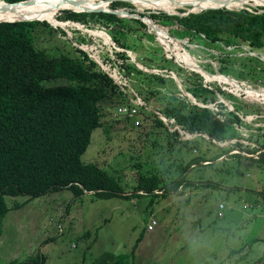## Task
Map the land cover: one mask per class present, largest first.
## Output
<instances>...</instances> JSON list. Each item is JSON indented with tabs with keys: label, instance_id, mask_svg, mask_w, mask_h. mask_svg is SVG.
Here are the masks:
<instances>
[{
	"label": "rangeland",
	"instance_id": "374dc122",
	"mask_svg": "<svg viewBox=\"0 0 264 264\" xmlns=\"http://www.w3.org/2000/svg\"><path fill=\"white\" fill-rule=\"evenodd\" d=\"M100 2L102 5L97 6ZM90 4L95 8L89 14L115 15L113 12H94L97 7L110 5L107 0ZM250 5L226 9L264 13L263 6ZM189 6L179 9L176 14L158 10L139 13L131 3L113 2L111 9L123 8L131 13L127 17L115 16L136 25L132 32L118 24V29L127 35L124 39L136 48L135 52L118 46L110 32L112 27H104L101 23L97 26L91 23L93 28H88L67 21L64 24L73 26L67 29L63 26L62 29V26L53 25L56 32L41 26L35 28L38 49L54 55L64 52L75 57L81 50L118 86L120 95L111 94L100 104L103 126L94 131L82 160L115 177L129 198L106 200L96 198L95 192H86L76 199L67 189L36 199L5 196L4 200L12 210L4 221L0 264H21L37 255L45 258L44 264H116L120 257L125 258L126 264H264V166L252 160H256L262 151L248 154L240 148H233L229 154L212 160L220 153L213 144L223 149L235 146L237 142L260 147L256 139L264 135V70H259L252 82L234 81L232 77L221 74L222 66L231 68L233 65L222 62L229 56L222 54L221 49L210 47L197 38L179 39L172 35V31L178 32L180 26L166 16L172 18L204 11L195 5ZM63 12L58 18L64 16ZM143 17L152 18L171 39L183 40L180 44L173 42L178 51L168 48ZM134 20L142 25L134 23ZM58 29L65 34L62 35ZM226 49L235 52L233 57L252 56L264 61V52H252L245 45ZM119 52L126 53L130 58L126 62L145 73L174 78L182 90L180 96L187 97L194 104L204 106L184 89L174 72L158 69L157 63L163 64L164 59L174 61L187 73L200 74L206 87L215 83L228 94L261 106L263 112L247 117L241 115L252 128L241 127L243 137L240 139L218 143L206 134L192 135L174 118L163 114L172 96L171 82L162 85L137 73L128 76L121 68L124 62L115 55ZM85 61L91 65L88 59ZM234 67H241L240 62ZM184 75L187 77L186 73ZM66 84V81L53 83ZM219 96L218 103L235 112L234 102ZM209 107L215 111L220 109L217 103ZM156 118L162 120L164 126ZM252 134L254 137L250 140ZM199 136L206 142L201 147L191 146L190 142ZM235 154H243L246 158H228ZM201 157L205 161L196 163L185 175L188 186L182 185L168 194L165 187H161L155 191L159 195L156 199L151 196L132 197L144 194L137 190L142 177L158 176L163 181L162 185L175 186L184 168ZM16 205L18 209L13 208ZM137 241L139 245L136 248Z\"/></svg>",
	"mask_w": 264,
	"mask_h": 264
},
{
	"label": "trees",
	"instance_id": "16d2710c",
	"mask_svg": "<svg viewBox=\"0 0 264 264\" xmlns=\"http://www.w3.org/2000/svg\"><path fill=\"white\" fill-rule=\"evenodd\" d=\"M110 5L98 7L94 12H113L121 17L131 14L123 8L111 9ZM134 10L138 11L136 8ZM61 12L42 21H49L54 26L62 24L66 28L73 24L58 23L56 20L72 21L86 25L88 28H93L91 23L95 26L100 23L104 27L111 26L110 32L116 44L135 52L134 45L124 39L127 37L126 33L118 29L120 23L133 32L136 29L135 24L125 22L126 20H121L115 15H92L72 11H64V16L58 18ZM186 15L189 16L170 18L165 15L168 19H174L180 26L177 28L178 32L172 31V35L179 39L197 38L210 47L221 49L222 54L229 56L222 62L233 63L231 68L227 65L220 68L222 75L243 82H252L259 70H264L262 59L252 56L233 57L235 52L226 49V47L245 45L252 52L263 54L264 13L219 9ZM143 19L168 48L174 52L178 51L174 48L173 42L180 44L183 40L171 39L166 30L160 28L152 18L143 17ZM133 22L141 24L138 20ZM173 25L176 26V23ZM38 26L56 32V29L47 22L0 23V238L3 235L4 219L12 210L6 204L5 196H27L29 199H36L67 189L76 199L86 192H95L96 198L106 200L115 197L129 198L124 194L125 191L115 177L97 165L86 164L82 160L92 142L94 131L103 126L104 115L100 104L111 94L120 95L118 86L108 73L101 70L96 62L90 60L81 50L75 57L64 52L54 55L38 49L34 38L35 28ZM58 31L62 35L65 34L61 29ZM190 41L195 42L196 39ZM115 55L124 62L121 68L128 76L137 73L159 81L162 85L171 82L172 96L163 109V114L168 118H174L192 135L206 134L212 141L218 143L240 139L243 137L241 127L252 128L243 121L241 115L247 117L263 112L260 110L261 106L253 105L245 98L239 99L231 93L228 94L215 83H212L211 87H206L200 74H189L174 61L164 59L163 64L157 63L158 69L174 72L184 89L204 106L194 104L187 97L180 96L182 90L174 78L145 73L136 65L126 62L130 59L126 53L119 52ZM85 59H88L91 65H87ZM238 62L241 67L236 69L234 65ZM208 70L213 72L212 69ZM55 81H66L67 84L53 85ZM219 95L228 102H234L235 112L218 103ZM213 103L219 104V111L209 107ZM156 119L164 126L162 120ZM257 130L263 131L262 128ZM253 137L254 134L250 140H253ZM257 137L259 148L237 142L235 146L223 149L209 142L220 152L212 160L215 161L224 154H229L233 148H240L248 154L262 151L256 160H252L259 166H264V135ZM204 141L206 142V139L199 136L190 142V145L201 147ZM231 157L246 158L243 154L228 156ZM204 159L201 157L189 163L175 186L162 185L163 181L158 176L142 177L137 190L144 194H134L132 197L151 196L156 199L159 195L155 191L161 187H165L166 194L178 190L180 186L187 185L188 180L185 176L187 171ZM13 208L18 209V206ZM138 245L137 241L136 248ZM44 262L45 258L37 255L21 264H44ZM116 264H126L125 258L120 257Z\"/></svg>",
	"mask_w": 264,
	"mask_h": 264
},
{
	"label": "bare ground",
	"instance_id": "6f19581e",
	"mask_svg": "<svg viewBox=\"0 0 264 264\" xmlns=\"http://www.w3.org/2000/svg\"><path fill=\"white\" fill-rule=\"evenodd\" d=\"M95 1L98 2L100 0H35L32 5L16 8L0 1V21L43 20L63 10L86 11L89 5V8L94 7V5L90 3ZM119 1L133 4L140 13H144L146 10H158L176 14L179 9H184L189 5H195V7L204 11L206 9L214 10L222 7L225 9L231 8L230 5L237 7L235 9H240L238 6L243 4L264 7V0H107V3ZM102 3L103 2H100L99 6L102 5ZM56 21L58 22V20ZM58 26H62V29L65 27L62 24H58Z\"/></svg>",
	"mask_w": 264,
	"mask_h": 264
},
{
	"label": "water",
	"instance_id": "95a60500",
	"mask_svg": "<svg viewBox=\"0 0 264 264\" xmlns=\"http://www.w3.org/2000/svg\"><path fill=\"white\" fill-rule=\"evenodd\" d=\"M226 1V0H225ZM35 2V0H23V1H15V2H6L7 5H11L13 6L14 8L16 7H23V6H28V5H32V3ZM78 2V1H77ZM100 3L97 4V6H99ZM93 8L95 7H90L88 8V10L86 11H75V10H63V11H72V12H75V13H88V12H92L91 10H93ZM98 8V7H97ZM224 7L222 8H219V9H223ZM219 9H214V10H219ZM228 9V8H227ZM209 10H213V9H209ZM208 11V10H206ZM110 13V12H109ZM112 14H115L117 15L116 13H112ZM178 16H181V17H188L189 15H186V14H182V15H178ZM32 21H40V22H46V21H42V20H17V21H0V23L2 22H32ZM60 22V21H58ZM48 24H50L51 26H53L52 23L50 22H47ZM55 27V26H54ZM227 77V76H226ZM230 78V77H229ZM232 79V78H231ZM234 80V79H232ZM234 81H237V80H234ZM238 82V81H237ZM233 111V110H232Z\"/></svg>",
	"mask_w": 264,
	"mask_h": 264
},
{
	"label": "crops",
	"instance_id": "0c3cea01",
	"mask_svg": "<svg viewBox=\"0 0 264 264\" xmlns=\"http://www.w3.org/2000/svg\"><path fill=\"white\" fill-rule=\"evenodd\" d=\"M225 76V75H224ZM227 77H229V76H227ZM231 78V77H230ZM233 79V78H232ZM235 80V79H234ZM4 221H5V219H4ZM3 227H4V225H3ZM4 236L2 235V237L0 238V240L3 238Z\"/></svg>",
	"mask_w": 264,
	"mask_h": 264
},
{
	"label": "built area",
	"instance_id": "2783aa9c",
	"mask_svg": "<svg viewBox=\"0 0 264 264\" xmlns=\"http://www.w3.org/2000/svg\"><path fill=\"white\" fill-rule=\"evenodd\" d=\"M115 80H116V78H115ZM123 112V111H122ZM125 112H127V111H125ZM127 114H130V112H128ZM152 229V228H151Z\"/></svg>",
	"mask_w": 264,
	"mask_h": 264
},
{
	"label": "clouds",
	"instance_id": "9594fccd",
	"mask_svg": "<svg viewBox=\"0 0 264 264\" xmlns=\"http://www.w3.org/2000/svg\"><path fill=\"white\" fill-rule=\"evenodd\" d=\"M61 22V21H60ZM72 22V21H71ZM73 23V22H72Z\"/></svg>",
	"mask_w": 264,
	"mask_h": 264
}]
</instances>
